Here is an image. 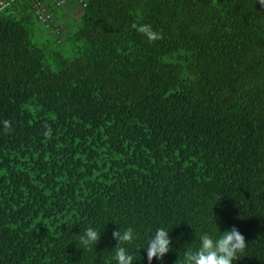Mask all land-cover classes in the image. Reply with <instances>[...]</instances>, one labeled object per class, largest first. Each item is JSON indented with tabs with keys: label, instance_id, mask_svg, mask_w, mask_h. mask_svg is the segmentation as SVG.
<instances>
[{
	"label": "trees",
	"instance_id": "obj_1",
	"mask_svg": "<svg viewBox=\"0 0 264 264\" xmlns=\"http://www.w3.org/2000/svg\"><path fill=\"white\" fill-rule=\"evenodd\" d=\"M1 2L0 264H116L112 233L129 227L133 264L157 228L170 251L151 264H182L233 226L247 243L233 264H264L258 0Z\"/></svg>",
	"mask_w": 264,
	"mask_h": 264
},
{
	"label": "clouds",
	"instance_id": "obj_2",
	"mask_svg": "<svg viewBox=\"0 0 264 264\" xmlns=\"http://www.w3.org/2000/svg\"><path fill=\"white\" fill-rule=\"evenodd\" d=\"M258 3L264 6V0H258ZM131 27L138 33L143 34L150 43L163 38L162 34L154 31L149 24L138 25L133 23ZM3 127L5 130L11 131V122L3 121ZM45 128V138L51 139V127L45 125ZM168 233L169 231L164 228H157L154 237L149 238L146 253L149 264H151L153 258L162 259L170 251L171 240ZM100 235V231L88 227L80 236V244L83 248H93L99 241ZM112 237L117 241L113 257L116 264H133L134 257L122 245L131 244L138 238L134 230L129 227L123 232L120 230L113 231ZM199 240L200 245L198 248L195 250L188 249L184 252L182 264H233V261L240 259L238 253H243L247 247L245 237L234 226L230 230L222 232L215 239L207 232L202 233Z\"/></svg>",
	"mask_w": 264,
	"mask_h": 264
},
{
	"label": "built area",
	"instance_id": "obj_3",
	"mask_svg": "<svg viewBox=\"0 0 264 264\" xmlns=\"http://www.w3.org/2000/svg\"><path fill=\"white\" fill-rule=\"evenodd\" d=\"M9 1H15V0H9ZM55 4L56 7H61L66 3V0H49ZM1 5H4V2L0 3ZM85 6V4H83ZM35 15L37 19L44 24L45 26H48L50 20H51V15L48 13H44V8L42 7V4L40 1L35 2Z\"/></svg>",
	"mask_w": 264,
	"mask_h": 264
},
{
	"label": "rangeland",
	"instance_id": "obj_4",
	"mask_svg": "<svg viewBox=\"0 0 264 264\" xmlns=\"http://www.w3.org/2000/svg\"><path fill=\"white\" fill-rule=\"evenodd\" d=\"M72 13H74V15H75L74 17H76V18L80 15V13L78 11H74Z\"/></svg>",
	"mask_w": 264,
	"mask_h": 264
}]
</instances>
